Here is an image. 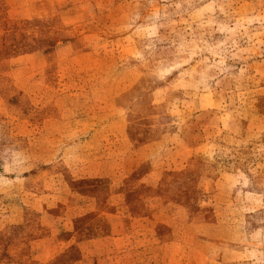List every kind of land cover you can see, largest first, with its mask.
<instances>
[{
    "label": "rangeland",
    "instance_id": "1",
    "mask_svg": "<svg viewBox=\"0 0 264 264\" xmlns=\"http://www.w3.org/2000/svg\"><path fill=\"white\" fill-rule=\"evenodd\" d=\"M0 264H264V0H0Z\"/></svg>",
    "mask_w": 264,
    "mask_h": 264
}]
</instances>
